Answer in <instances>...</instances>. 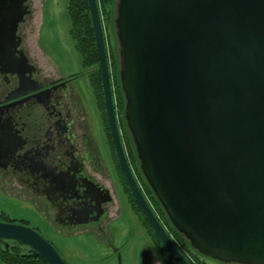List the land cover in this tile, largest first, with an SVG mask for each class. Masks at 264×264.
<instances>
[{"label":"water","instance_id":"95a60500","mask_svg":"<svg viewBox=\"0 0 264 264\" xmlns=\"http://www.w3.org/2000/svg\"><path fill=\"white\" fill-rule=\"evenodd\" d=\"M25 1L1 9L7 28L0 33L15 45ZM87 4L119 170L170 256L189 264L127 161L97 2ZM113 24L123 116L142 175L171 225L205 257L264 264V0H117ZM2 240L29 247L47 264H66L30 226L0 220Z\"/></svg>","mask_w":264,"mask_h":264},{"label":"flooded vegetation","instance_id":"af4514ba","mask_svg":"<svg viewBox=\"0 0 264 264\" xmlns=\"http://www.w3.org/2000/svg\"><path fill=\"white\" fill-rule=\"evenodd\" d=\"M12 1L0 0V23L5 22L2 7ZM23 5L29 11L17 25L19 43L0 33V193L30 204L56 230L100 227L119 210L114 172L123 188L109 131L104 126L107 155L84 111L80 77L85 75L43 71L38 54L25 41L31 8L28 0ZM36 86L40 88L31 91ZM10 219L32 227L25 219Z\"/></svg>","mask_w":264,"mask_h":264},{"label":"rangeland","instance_id":"374dc122","mask_svg":"<svg viewBox=\"0 0 264 264\" xmlns=\"http://www.w3.org/2000/svg\"><path fill=\"white\" fill-rule=\"evenodd\" d=\"M66 3L67 0H28L31 13L27 20L25 41L28 48L38 53L43 71L51 76H65L84 71L68 34ZM109 32V39L118 53L117 38L114 39L115 28ZM80 83L86 99L84 111L90 130L95 139L103 145L107 155L108 152L111 154L106 143L104 117L97 108L86 76L80 77ZM115 173V202L120 212L118 215L111 213L100 227L56 230L45 225L30 204L11 193H0V211L9 218L29 221L42 237L53 244L66 264H141L146 255H153L158 261L156 264H163L139 218L130 209L126 194L117 182ZM203 259L206 264H238L223 263L208 257Z\"/></svg>","mask_w":264,"mask_h":264},{"label":"trees","instance_id":"16d2710c","mask_svg":"<svg viewBox=\"0 0 264 264\" xmlns=\"http://www.w3.org/2000/svg\"><path fill=\"white\" fill-rule=\"evenodd\" d=\"M96 2L105 41L115 115L119 128L120 139L123 144L129 166L155 217L163 226L178 251L183 255V257L188 261L189 264H206L203 259V257L205 256L196 251L190 245L189 241L184 237V235L178 232L171 225L163 207L160 205L158 199L156 198L150 186L142 175L136 151L132 142V137L126 126V122L123 116L125 99L118 76L119 56L114 49L113 43L109 39V30L114 29L113 20L115 16L116 0H96ZM66 12L69 20L68 34L73 42L74 50L79 55L80 63L84 70L80 73L84 74L87 78L88 84L95 98L97 108L101 110L104 117V124L106 126V129L108 130L104 109L101 77L98 68V56L87 0H67ZM115 36L116 35L114 33V39L116 40ZM107 135L110 143L112 144L109 132L107 133ZM117 168L119 170L118 164ZM119 174L122 180L123 190L126 194L129 207L132 212H134L139 218L141 226L144 228L146 234L152 242V245L157 250L158 257L161 259L163 264H177L165 249V247L162 245L161 241L156 236L155 232L145 219L138 204L136 203L129 188L127 187L120 170ZM0 220L12 221L3 211H0ZM31 252L32 251L29 249V247L22 245L16 241L2 240L0 242V264H47L41 257L30 255Z\"/></svg>","mask_w":264,"mask_h":264},{"label":"crops","instance_id":"0c3cea01","mask_svg":"<svg viewBox=\"0 0 264 264\" xmlns=\"http://www.w3.org/2000/svg\"><path fill=\"white\" fill-rule=\"evenodd\" d=\"M30 8H31V7H30ZM36 53H37V52H36ZM37 54H38V53H37ZM119 212H120L119 210H115L114 215H118ZM151 256H152V258H150L149 260H147L145 257H143V261H142L141 264H156L155 262L158 263V261H157L156 259H154V256H153V255H151Z\"/></svg>","mask_w":264,"mask_h":264}]
</instances>
